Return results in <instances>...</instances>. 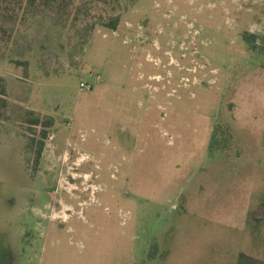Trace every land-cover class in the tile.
Wrapping results in <instances>:
<instances>
[{"label":"rangeland","instance_id":"374dc122","mask_svg":"<svg viewBox=\"0 0 264 264\" xmlns=\"http://www.w3.org/2000/svg\"><path fill=\"white\" fill-rule=\"evenodd\" d=\"M16 27L0 264H264V0H71ZM28 112L54 121L37 166Z\"/></svg>","mask_w":264,"mask_h":264},{"label":"trees","instance_id":"16d2710c","mask_svg":"<svg viewBox=\"0 0 264 264\" xmlns=\"http://www.w3.org/2000/svg\"><path fill=\"white\" fill-rule=\"evenodd\" d=\"M117 2V0H112ZM71 0H0V53L11 42L20 17L30 13L53 14L63 17L68 13ZM22 20V19H21ZM119 17H112L104 27L115 31L119 26ZM9 96L4 79L0 76V120L10 121L8 116ZM21 127L30 133L28 149L34 153V164H39L48 138L49 130L54 126L52 118H41L33 112H28L21 122ZM212 138V141L214 140Z\"/></svg>","mask_w":264,"mask_h":264},{"label":"built area","instance_id":"2783aa9c","mask_svg":"<svg viewBox=\"0 0 264 264\" xmlns=\"http://www.w3.org/2000/svg\"><path fill=\"white\" fill-rule=\"evenodd\" d=\"M80 87L83 88V89L89 90V89H91L92 86L90 84H87V83L82 82L80 84Z\"/></svg>","mask_w":264,"mask_h":264}]
</instances>
